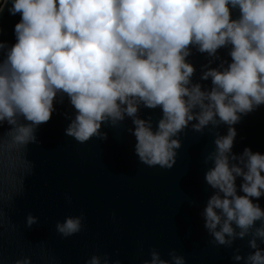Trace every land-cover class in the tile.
I'll use <instances>...</instances> for the list:
<instances>
[{"label":"clouds","instance_id":"9594fccd","mask_svg":"<svg viewBox=\"0 0 264 264\" xmlns=\"http://www.w3.org/2000/svg\"><path fill=\"white\" fill-rule=\"evenodd\" d=\"M5 11L19 16L11 44L2 38ZM194 54L206 60L198 79ZM65 104L66 137L103 142L105 127L124 126L148 168L171 170L189 131L211 135L203 157L211 195L200 213L208 243L232 249L234 264H264V154L233 151L235 125L264 106V0H0V216L24 196L36 168L30 146H40L39 129ZM144 110L161 115L154 121ZM85 220L81 209L55 232L70 239ZM39 223L26 214V228ZM237 240L247 241L246 254ZM148 254L142 264H187L176 249L167 259L155 247ZM119 255L84 264H122ZM40 258H50L43 247Z\"/></svg>","mask_w":264,"mask_h":264},{"label":"water","instance_id":"95a60500","mask_svg":"<svg viewBox=\"0 0 264 264\" xmlns=\"http://www.w3.org/2000/svg\"><path fill=\"white\" fill-rule=\"evenodd\" d=\"M18 20L7 11L3 14L2 38L10 44L15 43L13 28ZM189 59L198 79L205 57L194 54ZM65 111H69L67 104L57 105V113L39 129L40 146H30L29 154L35 174L27 179L24 196L17 197L11 209L5 205V216H0V264H12L20 256H31L33 264H84L93 254L117 250L122 264H142L150 258L152 247L166 259L168 251L176 249L187 264H234L232 249L208 243L200 216L211 195L203 164L204 155L213 148L211 135L189 131L182 137L183 146L171 170L148 168L138 162L135 138L124 126L105 127L106 141L94 139L81 145L64 135L69 121L60 113ZM141 115H152L155 121L161 113L144 110ZM126 127H131L130 120ZM235 127V153L251 147L264 154V106ZM219 131L226 134V127ZM66 194L72 198L71 205ZM260 204L264 207V198ZM81 209L86 214L85 230L70 239L58 236L55 223L79 215ZM29 212L40 218L32 229L24 226ZM237 246L242 254L249 251L246 240H237ZM42 247L48 260L40 258ZM141 247L143 255H139Z\"/></svg>","mask_w":264,"mask_h":264}]
</instances>
